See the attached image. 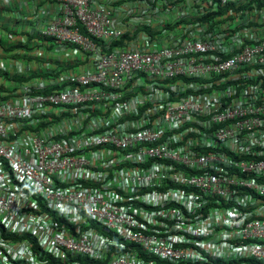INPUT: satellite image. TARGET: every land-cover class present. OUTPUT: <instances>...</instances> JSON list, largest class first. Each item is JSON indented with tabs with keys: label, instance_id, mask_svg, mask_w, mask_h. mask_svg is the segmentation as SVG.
Here are the masks:
<instances>
[{
	"label": "built area",
	"instance_id": "obj_1",
	"mask_svg": "<svg viewBox=\"0 0 264 264\" xmlns=\"http://www.w3.org/2000/svg\"><path fill=\"white\" fill-rule=\"evenodd\" d=\"M57 2L40 34L69 48L68 66L0 90V264H264V34L228 45L206 24L149 50L151 34L111 8ZM188 2L217 4L145 0L123 20L157 3L175 22ZM5 231L38 248L11 247Z\"/></svg>",
	"mask_w": 264,
	"mask_h": 264
},
{
	"label": "trees",
	"instance_id": "obj_2",
	"mask_svg": "<svg viewBox=\"0 0 264 264\" xmlns=\"http://www.w3.org/2000/svg\"><path fill=\"white\" fill-rule=\"evenodd\" d=\"M217 4H211L210 8H205L204 11L201 10L200 5H197V9H189L188 13L185 15H182L181 18H179L176 22H165L163 27H160V29L155 31L149 26H145L146 30L149 34L152 36L154 35V32L162 33L161 38H163L162 43H160V47L167 46V45H174L176 41H178L176 38L181 37L182 39H192L195 37L190 30L198 29L200 26H206V24L209 25V28L207 30V34L211 33L216 28V35H220L221 39L226 44H230V41L234 43H238V41H244V44H250L252 42H255L256 35L254 32H257L259 34H264V31L261 33L260 31L256 30V27L263 26L264 27V0H244V1H235V0H228L226 2H223V0H215ZM207 2L210 4V0H207ZM174 4V3H172ZM4 11H12L10 10H4ZM258 11V12H257ZM233 12V13H232ZM235 12V13H234ZM231 21V23L225 27L221 24L224 22V19ZM9 19H5L3 15L0 14V29L3 31H12L10 29V24L8 23ZM168 29H171V31H166ZM199 35V32L197 33ZM202 34V33H201ZM30 37H35L34 34H29ZM37 37H40L39 34H37ZM132 39V37L129 34H126L122 39L120 40H114L112 45H124V38ZM43 38V37H42ZM154 39H156L155 36H153ZM256 38V39H255ZM181 39V40H182ZM43 40L51 42V45H55L52 39L43 38ZM8 43L2 41V37L0 36V45H4L5 49H16V48H22V44L19 45L16 43H11L10 47L7 46ZM163 44V45H161ZM35 46H29L26 45V47L29 50H32L33 52L36 51L37 47L39 45H44V41L33 43ZM36 51L35 53H37ZM33 53L40 64H42V67H36V73L34 72L32 75L28 77H18L19 79H31L33 76H40V78H44V80L49 81V76L53 75L55 77L60 76L61 70L65 69V67L68 66L67 63H64L62 59L60 58H50L44 55L39 56ZM233 52H230L226 56H230ZM91 59V58H89ZM73 62H70L69 65H72ZM53 65V67L50 69L48 73V66ZM46 69V71H45ZM50 74V75H49ZM187 84H195L199 83L200 81L204 80L198 77H183L182 78ZM217 79V78H215ZM213 80V79H212ZM214 81V80H213ZM246 82H256V78L248 77L246 79ZM245 83V82H244ZM186 86V85H184ZM179 92H176L173 97H171L173 100L179 99L183 96L198 93L199 91L196 90L195 87H190L186 91L183 89H179ZM71 115V111H65L61 116H57L55 121H61L63 118H68V116ZM37 130V129H35ZM256 155H248L245 157V159H252ZM17 239L19 236L15 237H9V239ZM30 239L31 243L33 244V248L36 250L38 248L37 245V238L36 237H29L28 235H24L21 237Z\"/></svg>",
	"mask_w": 264,
	"mask_h": 264
},
{
	"label": "clouds",
	"instance_id": "obj_3",
	"mask_svg": "<svg viewBox=\"0 0 264 264\" xmlns=\"http://www.w3.org/2000/svg\"><path fill=\"white\" fill-rule=\"evenodd\" d=\"M57 2V0H55ZM54 2V0H53ZM58 3V2H57ZM18 4V3H17ZM16 4V5H17ZM16 5H12L11 3H5V2H1L0 1V9L3 8L4 10H10L12 9V11H15L16 9ZM155 5V3L152 4L151 7H153ZM15 6V7H13ZM178 20V19H177ZM176 20V21H177ZM175 21V22H176ZM171 22H174V21H171ZM163 27V26H162ZM10 29L12 31H3V30H0V36L2 37V41L3 42H6L8 43L7 46L10 47L11 43H16L19 45H23L22 48H16L17 49V53L14 52L13 54H9L7 55L6 54H3L1 53L0 54V65L1 64H4L6 66L5 69H1L0 68V90H12L13 89V85H15L16 83L18 82H33L35 81V79L37 78H40V76H33L31 79H28V80H23V79H19L18 77H28L30 76V74L32 75L34 72L36 73V67H42V64L39 63V61L37 60V58L35 56H33L36 51L39 52V50H41L42 48L44 49V53L46 52V45H51V42L49 41H46V40H43L41 34H40V30L42 29V27L39 29V31H36L35 33H30V32H19V29L16 27V26H13V25H10ZM19 32V34L17 33ZM29 34H34L35 37H30ZM37 34L40 35V37H37ZM21 36H28L29 37V40H24V39H20ZM152 36V35H151ZM22 38V37H21ZM8 39V41H7ZM151 40H155L153 38V36L151 37ZM41 41H44V45H39L36 49L35 52H33L32 50H29L26 45L29 44V46H35L33 45V43H38V42H41ZM55 43V42H54ZM55 45H57L55 43ZM2 47H4V50L5 49V46L4 45H1ZM67 48V47H66ZM16 49H12L10 51H15ZM38 52L35 53L36 55H38ZM43 53V55H44ZM29 61H25V58ZM7 58H12V59H7ZM33 61H35V63H33ZM14 65L15 68H9L8 66L9 65ZM25 66L26 68V72L23 70V67ZM50 66H48L49 70H48V73L50 71ZM46 71V69H45ZM50 75V74H49ZM53 76V75H51ZM49 76V77H51ZM55 77V76H54ZM7 85H10L9 87H5ZM7 99H11L12 96H7L6 97ZM28 128V125L27 126H21L20 124L16 125L14 128L12 129H19V135L23 134V132ZM55 219L58 220V216L55 215ZM24 235H28V234H10L8 233L7 231L4 232V236L9 239V237H17L19 236V238L17 239H9V240H12L14 242H17L19 240H29L30 239H26V238H21L22 236ZM29 237H33V236H30L28 235ZM31 242V241H30ZM35 250V249H34Z\"/></svg>",
	"mask_w": 264,
	"mask_h": 264
},
{
	"label": "rangeland",
	"instance_id": "obj_4",
	"mask_svg": "<svg viewBox=\"0 0 264 264\" xmlns=\"http://www.w3.org/2000/svg\"><path fill=\"white\" fill-rule=\"evenodd\" d=\"M145 4H146L145 0H117V1L110 0L108 3L102 2L100 0H93L94 6L100 5V6H104L107 8H111L113 11V16L119 21V23H124L125 25H127L129 23L134 24L135 30H136L135 35L136 36L141 35L142 37H144L146 34H149L148 31L146 30L145 26H149L152 29H154L155 31H157V29L159 30L160 27L162 26V24H164L165 22L171 23L170 16L175 14L174 10L171 9L168 12L165 8L161 7L160 5H158L156 3L157 7L149 8V10L147 11V13L145 15L139 16V17H141V20L138 23L132 22V19L134 17L128 18L127 20H123V18H124V15L122 13L123 10L133 9L134 12L137 13L141 8L146 7ZM178 4H181V3H178ZM119 6H121V9L119 8ZM168 7H171V8L174 7L175 8L176 5H169ZM186 7L188 9H191V8L193 9L192 4L189 2L186 5ZM38 8H39V4L36 2H34L30 5V9L33 11L37 10ZM120 16H121L122 20L119 19ZM30 17L33 19V15L31 13H30ZM222 19H224V22L221 24V27L222 26L227 27L231 23V21L225 19V17H223ZM260 27H256V30L260 29ZM166 31H171V29H168ZM254 34L257 35L258 33L254 32ZM161 35H162V33L159 34L157 32H154L153 36H155L156 39L150 43H147V46H148L147 48L149 50H155V49H158L160 47V43L164 42L163 38H161ZM7 41H8V39H7ZM27 45H29V44H27ZM161 45H163V44H161ZM64 50H65V54H67V53L69 54V48H65ZM14 52L17 53V49L15 51H9V49L4 50V47H2L0 45V54L1 53H3V54L7 53V55H9V54H13ZM7 59H12V58H7ZM23 80H26V79H23ZM232 86H234V84ZM229 87L230 86H225L224 88H222L219 91L222 94H224L228 91ZM219 91H215V92H219ZM136 95H137V91H134L135 99H136ZM121 113H122V115H124L123 112H121ZM98 120L102 123V122H104L105 119L103 118L102 115H100ZM132 120H134L132 116H125L124 117V121H126V122L132 121ZM89 121H92V119L89 118ZM80 123L82 124L83 122L80 121ZM115 125H117V124H115ZM19 217L22 218V215L20 214ZM32 219H33L32 217L27 218V220H32ZM81 222L86 223V218L82 219ZM14 243H15L14 241H11L10 246L16 247L17 249L22 250V251H25L26 249L28 251L30 250V247H29L30 245H28L27 247H21L24 244V240H19L15 244Z\"/></svg>",
	"mask_w": 264,
	"mask_h": 264
},
{
	"label": "crops",
	"instance_id": "obj_5",
	"mask_svg": "<svg viewBox=\"0 0 264 264\" xmlns=\"http://www.w3.org/2000/svg\"><path fill=\"white\" fill-rule=\"evenodd\" d=\"M1 2L11 3L16 5L15 11H4L3 8L0 9V14L9 19L8 23L10 25L16 26L19 32H30L35 33L48 21H51L60 9V4L55 0H0ZM102 2L108 3L110 0H100ZM38 3L39 8L35 11L30 9L32 3ZM93 3V0H91ZM93 5V4H92ZM15 7V6H13ZM110 7V6H109ZM30 13L33 15V19L30 17ZM19 32H17L19 34ZM20 35V34H19ZM22 37V38H21ZM20 39L29 40L28 36H21ZM64 45H46L45 56L50 58H60L63 60L65 55ZM25 58V57H24ZM84 57L81 56V59ZM25 61H29L25 58ZM35 63V61H33ZM81 63V62H80ZM89 63L85 65L86 67L91 66ZM48 66V65H47ZM53 67V65H51ZM81 69V68H80ZM23 70L26 72L25 66Z\"/></svg>",
	"mask_w": 264,
	"mask_h": 264
}]
</instances>
